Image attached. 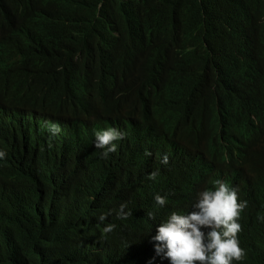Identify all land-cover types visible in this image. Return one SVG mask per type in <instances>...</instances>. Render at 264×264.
<instances>
[{
    "label": "trees",
    "instance_id": "trees-1",
    "mask_svg": "<svg viewBox=\"0 0 264 264\" xmlns=\"http://www.w3.org/2000/svg\"><path fill=\"white\" fill-rule=\"evenodd\" d=\"M249 48L264 50V0H0V57L21 55L32 65L28 75L50 61L86 74L110 63L104 70L121 97L134 109L153 108L152 131L162 127L170 136L192 110L194 94L210 83L216 100L205 105L204 117L215 131L230 122L244 126L251 107L240 61ZM21 80L0 59V99L15 96ZM95 89L102 93L103 84ZM112 127L123 129L121 121ZM262 134L255 129L252 138ZM75 144L66 138L61 149L40 152L27 146L29 160L6 144L0 264H136L125 255L136 242L139 207L124 219L116 215L130 201L124 174L109 169L110 154L88 160L71 153ZM252 156L250 214L237 234L245 256L233 264H264V144ZM224 175L235 178L237 170ZM97 205L110 212L104 222L115 224L116 234L92 227Z\"/></svg>",
    "mask_w": 264,
    "mask_h": 264
},
{
    "label": "clouds",
    "instance_id": "clouds-1",
    "mask_svg": "<svg viewBox=\"0 0 264 264\" xmlns=\"http://www.w3.org/2000/svg\"><path fill=\"white\" fill-rule=\"evenodd\" d=\"M13 56L0 57L22 78L12 99H0V177L6 175L7 143L11 153L29 160L25 147L61 149L67 138L76 142L71 153L88 160L99 151L102 159L110 154L109 169L124 174L130 201L122 202L116 215L124 219L139 207L136 242L125 255L136 264H233L244 258L237 234L250 214L248 184L255 173L248 161L264 144V134L252 138L255 129L264 131V50L249 48L240 61L251 107L242 128L230 122L216 132L214 121L204 117L205 105L216 100L210 83L194 94L192 110L180 126H171V136L162 127L152 131L153 108L134 109L121 97L104 70L112 64L100 62L94 74H86L50 61L28 75L32 65ZM102 84L98 94L95 88ZM117 121L122 130L112 127ZM243 136L250 137L249 145ZM228 170H237L236 177L224 175ZM97 207L89 216L92 227L116 234V225L104 222L110 212Z\"/></svg>",
    "mask_w": 264,
    "mask_h": 264
}]
</instances>
